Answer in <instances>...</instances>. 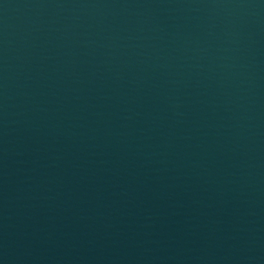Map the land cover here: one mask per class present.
<instances>
[{
  "label": "water",
  "instance_id": "95a60500",
  "mask_svg": "<svg viewBox=\"0 0 264 264\" xmlns=\"http://www.w3.org/2000/svg\"><path fill=\"white\" fill-rule=\"evenodd\" d=\"M0 264H264V0H0Z\"/></svg>",
  "mask_w": 264,
  "mask_h": 264
}]
</instances>
